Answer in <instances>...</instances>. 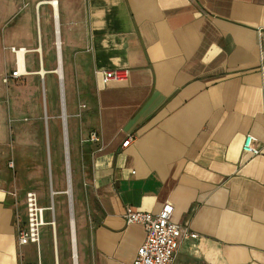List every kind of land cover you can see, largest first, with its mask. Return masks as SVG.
<instances>
[{"label": "crops", "instance_id": "1", "mask_svg": "<svg viewBox=\"0 0 264 264\" xmlns=\"http://www.w3.org/2000/svg\"><path fill=\"white\" fill-rule=\"evenodd\" d=\"M49 1L0 0V83L16 65L11 46L26 48L27 73L9 84L36 74L45 85L67 65L78 96L79 264H131L145 231L126 211L157 212L167 201L198 234L181 240L173 264H264V0ZM115 68L128 76L104 83L102 71ZM59 107L61 116L60 92ZM52 117L45 103L47 145ZM93 130L98 143L87 140ZM248 134L259 154L243 150ZM5 175L0 160V264L36 262L34 244L18 245L24 200Z\"/></svg>", "mask_w": 264, "mask_h": 264}, {"label": "rangeland", "instance_id": "2", "mask_svg": "<svg viewBox=\"0 0 264 264\" xmlns=\"http://www.w3.org/2000/svg\"><path fill=\"white\" fill-rule=\"evenodd\" d=\"M36 24V22H35ZM35 29V36H37ZM52 33V32H51ZM50 33V34H51ZM44 38H47L44 35ZM52 41V40H51ZM36 43V42H35ZM9 46H7L8 48ZM4 48V46H3ZM53 52L52 44H43V55ZM30 63L33 69L39 70L38 52L31 53ZM54 61L49 56L47 67L54 66ZM32 69V68H30ZM68 68L64 71V91L69 113L68 127L70 137V149L73 166L72 172L73 201L75 198V182L73 179L77 169L79 156L77 154L78 138L75 135V124L78 121L74 117V107L78 96L74 82L69 81L67 76ZM54 73V72H53ZM48 73L45 85L39 75L34 76L31 83L29 77L13 84L0 83L3 86L0 92V139L1 146V167L7 179H16L18 183V198H23L27 190H35L39 196L40 204L43 206L54 204V211H46V219H52L55 215V234L57 249H55L54 228L52 225H45L41 228V255L42 264H73L72 241L70 226V201L67 194L62 193L66 186L65 169V146L61 141V123L59 107L60 86L56 73ZM12 90V91H11ZM46 93V94H45ZM45 103L49 117V147L50 155L47 153V136L45 131ZM14 159L15 167L11 169L9 162ZM6 174V173H5ZM9 182V180H7ZM78 186L76 185V191ZM55 191V194H52ZM80 201V199H79ZM24 204V201H23ZM75 201L73 202L75 216ZM25 206V204H24ZM80 205L76 202V210ZM23 209V206H20ZM80 211L76 213L77 238L79 250L82 249L80 227ZM26 217V216H25ZM75 219V218H74ZM69 221V222H68ZM75 221V220H74ZM57 253V254H56ZM29 258L37 261L35 247L27 253ZM79 260V257H78Z\"/></svg>", "mask_w": 264, "mask_h": 264}, {"label": "built area", "instance_id": "3", "mask_svg": "<svg viewBox=\"0 0 264 264\" xmlns=\"http://www.w3.org/2000/svg\"><path fill=\"white\" fill-rule=\"evenodd\" d=\"M61 42L59 40V34L57 31L56 47L60 49ZM10 50L15 54L16 65L15 67L6 72L2 76V82L9 84L13 80L22 78L27 73L25 67V53L27 52L24 47L11 46ZM19 55H22V62L19 59ZM262 58L264 60V47L262 49ZM60 62V59H59ZM128 76L127 70L115 68L104 69L102 71V81L108 83L111 80H123ZM60 80V104L62 109V122L64 128V138L67 139L66 131V104L64 96V88L62 81V74L59 75ZM88 141L100 142L101 137L98 131H91L87 137ZM132 140L129 136L123 143V146H127ZM65 143V155L69 158V149ZM243 150L254 155L259 154L262 150L257 145V138L252 134H248L245 137L243 143ZM13 161L9 162V167H13ZM70 201V198H69ZM72 202V197H71ZM25 204V221L22 222L17 215V242L19 246L27 244H34L36 246L37 261L30 262L28 264H42L41 262V228L45 225H52L54 228V241L55 249H57V240L55 234V215L52 219H46V211H54V204L43 206L40 204V199L36 191L27 190L24 196ZM125 219L128 224L138 223L141 224L145 231V239L143 243L138 247L136 255L131 264H173L175 254L179 248L181 240L185 237H197V233L193 232L187 226H183L174 220V205L167 201L162 204L161 208L157 212L139 211L129 208L125 213ZM71 221V220H70ZM72 259L75 263L77 253L76 239L72 238ZM75 242V245L73 244ZM55 264H58L56 258Z\"/></svg>", "mask_w": 264, "mask_h": 264}, {"label": "bare ground", "instance_id": "4", "mask_svg": "<svg viewBox=\"0 0 264 264\" xmlns=\"http://www.w3.org/2000/svg\"><path fill=\"white\" fill-rule=\"evenodd\" d=\"M57 1L58 0H51V1H49L52 5H54L55 7L54 8H57ZM63 44V43H62ZM62 46V45H61ZM60 46V47H61ZM38 49V48H37ZM61 49V48H60ZM34 50V49H33ZM61 56V55H60ZM59 58V57H58ZM19 59H20V61L22 60V55H19ZM61 60V59H60ZM22 62V61H21ZM57 62V61H56ZM56 66H58V65H56ZM63 71H64V69H63V67L61 66V65H59L58 67H56L54 70H53V72L54 73H56V75H61V74H63ZM44 71H40L39 73H43ZM63 77V76H62ZM58 78V77H57ZM68 135V134H67ZM67 142V141H66ZM69 165H70V163H69ZM65 169H66V186H65V188H64V190L62 191V193H65V194H67V196L69 197V198H71L72 197V206H73V202L75 201H73V186H72V172H71V166H68L67 167V165H66V162H65ZM52 194H55V191H53V193ZM75 206V205H74ZM73 213H74V207H73ZM71 220V219H70ZM73 220V219H72ZM69 222V221H68ZM73 222V224H75L74 223V220L72 221ZM74 229H75V225H74ZM74 235H73V237L72 238H74V241H75V239H76V231L74 230ZM74 245H75V242L73 243ZM75 254H76V263L75 264H79V262H78V253H76L75 252ZM58 258V257H57Z\"/></svg>", "mask_w": 264, "mask_h": 264}, {"label": "water", "instance_id": "5", "mask_svg": "<svg viewBox=\"0 0 264 264\" xmlns=\"http://www.w3.org/2000/svg\"><path fill=\"white\" fill-rule=\"evenodd\" d=\"M47 147H48V157H49V155H50V154H49V145H47ZM65 157H66V165H67V167H68V166H70V165H69V162H70V161H69V158H68L67 155H65ZM70 216H71V221H70L71 234L74 235L73 232H74L75 229H74V224H73V222H72V221L74 220V213H73V206H72L71 198H70ZM72 219H73V220H72ZM75 263H76V261H75ZM75 263L73 262V264H75Z\"/></svg>", "mask_w": 264, "mask_h": 264}]
</instances>
